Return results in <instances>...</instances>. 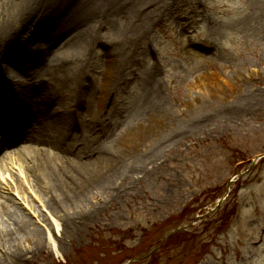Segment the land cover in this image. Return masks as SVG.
<instances>
[{
    "label": "rangeland",
    "instance_id": "374dc122",
    "mask_svg": "<svg viewBox=\"0 0 264 264\" xmlns=\"http://www.w3.org/2000/svg\"><path fill=\"white\" fill-rule=\"evenodd\" d=\"M91 8L49 50V25L31 26ZM12 36L17 66L4 62L0 73L53 96L52 106L69 80L81 82L77 116L90 111L93 148L116 182L95 189L91 217L71 234L56 229L44 196L13 177L14 208L45 243L19 264H264V158L251 168L264 154V0H0V53ZM32 52L46 64L24 77ZM82 143L79 133L76 149Z\"/></svg>",
    "mask_w": 264,
    "mask_h": 264
},
{
    "label": "bare ground",
    "instance_id": "6f19581e",
    "mask_svg": "<svg viewBox=\"0 0 264 264\" xmlns=\"http://www.w3.org/2000/svg\"><path fill=\"white\" fill-rule=\"evenodd\" d=\"M94 9L87 10L82 16L76 15L78 10L75 9L73 17L69 15L73 18L70 22L60 19L50 22L46 15L44 21L32 20L31 26L41 33L44 22L49 25V31L41 39L43 46L49 50L67 39V34L79 27L83 20L84 23L91 19L96 13ZM20 48L19 38L10 37L2 47L0 65L5 62L17 66L11 60ZM31 54L26 59V63H30L29 68L22 67L24 77L30 68L39 69L46 64L40 52ZM64 88L65 91H61L64 94L54 93L58 102L55 107L52 106L53 96L41 95L23 83L14 85L0 73V220L6 225L0 228V264H19L45 244L41 232L31 227V222L14 208L11 191L14 190L15 197L20 195L16 180H22V184L29 182L31 188L44 196V207L58 221H55L56 229L60 226L70 233L87 224L92 213L86 203L96 188L116 190V182L107 176L110 173L105 164L107 158L103 157L104 153L97 146L93 148L96 138L92 137V130L98 116L94 118V123L86 121L91 118L90 111L80 113V119L77 116L79 104L86 96L83 84L71 79ZM86 88L91 91L90 101L95 93L91 84ZM104 90L105 87L97 95L98 106L107 100V90ZM21 92L28 97L27 100L16 97ZM11 100L17 110H11ZM98 106L96 109H99ZM78 120L83 123L81 132L77 131L76 134L72 127L76 126L74 124ZM79 133L83 135V143L80 149H76V136ZM93 151L97 153L94 155ZM133 169L136 168L131 166L123 173H132ZM114 174L120 176L122 172ZM21 240L28 241L29 247L21 246Z\"/></svg>",
    "mask_w": 264,
    "mask_h": 264
},
{
    "label": "water",
    "instance_id": "95a60500",
    "mask_svg": "<svg viewBox=\"0 0 264 264\" xmlns=\"http://www.w3.org/2000/svg\"><path fill=\"white\" fill-rule=\"evenodd\" d=\"M262 158H264V154H262V155L258 156L257 158H255V159H254V162H253V164H252V166H251V168L255 165V163L257 162L258 159H262ZM251 168H250V169H251ZM250 169L247 170V171L244 172V173H239V175H240V176H242V175H246V174L250 171ZM232 182H233V181L230 180V181L228 182V185H229L230 183H232ZM227 195H228V189L226 190L224 197H223L222 199H220L219 201H217V203H216V207H218V206L224 201V199L227 197ZM184 229H186V228H180V229H178L177 231H179V230H184Z\"/></svg>",
    "mask_w": 264,
    "mask_h": 264
}]
</instances>
